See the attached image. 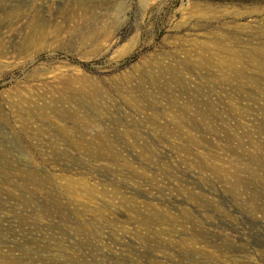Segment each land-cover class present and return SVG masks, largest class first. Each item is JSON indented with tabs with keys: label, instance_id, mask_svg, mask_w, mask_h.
<instances>
[{
	"label": "rangeland",
	"instance_id": "obj_1",
	"mask_svg": "<svg viewBox=\"0 0 264 264\" xmlns=\"http://www.w3.org/2000/svg\"><path fill=\"white\" fill-rule=\"evenodd\" d=\"M0 264H264V0H0Z\"/></svg>",
	"mask_w": 264,
	"mask_h": 264
}]
</instances>
